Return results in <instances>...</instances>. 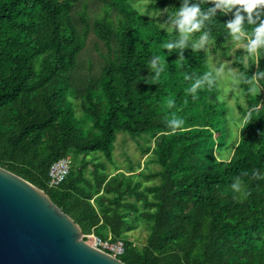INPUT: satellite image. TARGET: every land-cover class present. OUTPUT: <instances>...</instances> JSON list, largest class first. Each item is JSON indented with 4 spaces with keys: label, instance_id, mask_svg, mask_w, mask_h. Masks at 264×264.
Listing matches in <instances>:
<instances>
[{
    "label": "trees",
    "instance_id": "trees-1",
    "mask_svg": "<svg viewBox=\"0 0 264 264\" xmlns=\"http://www.w3.org/2000/svg\"><path fill=\"white\" fill-rule=\"evenodd\" d=\"M82 1L0 0V167L45 191L84 235L123 240L125 264H264V179H253L254 170L264 176V80L255 94L239 83L247 104L239 105V139L223 160L230 132L218 82L198 90L195 100L186 92L211 69L206 53L186 49L176 64L179 52L162 44L177 33L139 12L136 0H95L103 16L89 17L85 5L75 17ZM181 4L152 0L148 8L175 13ZM233 18L218 12L208 26L214 52L230 50L224 25ZM91 34L106 55L99 75L86 79L80 58ZM156 55L167 65L150 84ZM242 57L236 54L239 75L264 71V49L258 67ZM173 114L185 121L176 134L164 122ZM121 132L152 142L139 173L109 171ZM66 157L68 178L49 187L51 166ZM236 177L241 193L231 188ZM141 221L149 234L138 248L128 233Z\"/></svg>",
    "mask_w": 264,
    "mask_h": 264
},
{
    "label": "water",
    "instance_id": "water-1",
    "mask_svg": "<svg viewBox=\"0 0 264 264\" xmlns=\"http://www.w3.org/2000/svg\"><path fill=\"white\" fill-rule=\"evenodd\" d=\"M83 235L45 191L0 167V264H125Z\"/></svg>",
    "mask_w": 264,
    "mask_h": 264
},
{
    "label": "clouds",
    "instance_id": "clouds-1",
    "mask_svg": "<svg viewBox=\"0 0 264 264\" xmlns=\"http://www.w3.org/2000/svg\"><path fill=\"white\" fill-rule=\"evenodd\" d=\"M205 3H211L214 6L202 9L201 4ZM218 12L225 15L233 13L234 18L224 25L227 29L226 36L235 43L246 41L243 47L245 54L242 57V62L247 66L251 60L258 67V57L261 50L264 49V0H199L197 3H193L192 0H182L181 6L175 13H168L166 9L161 12L162 15L167 13L168 17L166 22L162 24L169 32L175 30L177 33L174 39L166 41L162 47L167 49L169 53L179 52L180 58L175 62L176 64H182L185 61L184 51L186 49L191 48L194 53L201 50L207 53L212 43L211 31L208 26L213 22ZM195 33H200V36L193 39ZM166 65V61L162 60L160 56H153L149 64V69L153 74L146 79V82L151 84L153 80L158 81L165 71ZM223 75V66L211 68L203 75L195 77L194 82L190 88L186 89V92L191 94L195 100L198 98V90L205 86L211 90ZM184 79L193 80V76L186 74ZM261 80H264V71H257L251 77L241 73L238 77H234V88L243 82L250 85L248 91L255 94L260 87L259 82ZM167 103L169 108L175 106V102L171 99ZM255 110L257 109H253V111ZM250 118L251 111L245 119ZM164 122L172 134L182 131L185 124V121L175 114L171 118L166 117ZM243 175H247V173H243ZM253 179H264V176L259 170H254ZM231 188L234 193H241L240 177L235 178ZM239 198L236 195L233 196V199Z\"/></svg>",
    "mask_w": 264,
    "mask_h": 264
},
{
    "label": "rangeland",
    "instance_id": "rangeland-1",
    "mask_svg": "<svg viewBox=\"0 0 264 264\" xmlns=\"http://www.w3.org/2000/svg\"><path fill=\"white\" fill-rule=\"evenodd\" d=\"M151 1L152 0H136L133 2V5L139 12L154 19L166 29L162 23L166 22L167 13L162 15L161 12H164V10L161 12L150 11L148 4ZM85 5H88L87 14L89 17L94 18L104 15L102 4L97 3L95 0H83L75 7V17L85 9ZM244 43H246V41L239 43L231 41L230 50L224 53L214 52L213 48L209 46L206 53L209 58L210 68H218L220 66L224 68L223 77L217 81L221 90L222 99L227 102L229 119L228 131L230 132L228 143L219 154L220 158L223 160H229L231 158L232 152L239 139L238 130L243 123L239 105L246 106L247 104L242 95L240 85L234 88V77H238L239 75V70L235 66L236 54L241 53L242 56L245 54L243 50ZM105 55L106 50L103 43L98 41L94 34H91L88 47L80 58L81 65L84 68L83 75L86 76V79H91L99 75L98 72H100L103 66ZM257 92H261L260 87ZM151 144L152 142H149L148 136L133 139L128 134L122 132L118 133L115 142L113 162L108 164L109 171L113 174L116 173V169H120L126 173L131 171L139 173L148 159V156L144 154V147ZM100 155L101 154H91L89 158L99 159ZM102 160L104 159L102 158ZM156 170H159V167L157 165H152L151 171L154 172ZM148 234L149 230L147 226L141 221L136 223V229L128 233V237L138 248H141L146 243Z\"/></svg>",
    "mask_w": 264,
    "mask_h": 264
},
{
    "label": "built area",
    "instance_id": "built-area-1",
    "mask_svg": "<svg viewBox=\"0 0 264 264\" xmlns=\"http://www.w3.org/2000/svg\"><path fill=\"white\" fill-rule=\"evenodd\" d=\"M71 165L72 161L70 157L56 161L51 166L49 171V187H58L64 183L71 172ZM82 238L91 246L107 253L116 259H119L126 252L125 242L123 240H114L113 237L107 232H102L100 235L95 233L83 235Z\"/></svg>",
    "mask_w": 264,
    "mask_h": 264
}]
</instances>
